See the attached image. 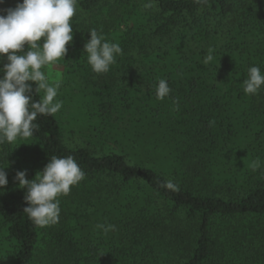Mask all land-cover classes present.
I'll list each match as a JSON object with an SVG mask.
<instances>
[{
  "label": "trees",
  "instance_id": "trees-1",
  "mask_svg": "<svg viewBox=\"0 0 264 264\" xmlns=\"http://www.w3.org/2000/svg\"><path fill=\"white\" fill-rule=\"evenodd\" d=\"M22 2L4 0L0 9ZM147 2L78 0L73 40L55 63L81 91H66L65 100L77 99L90 130L131 146L134 161L126 150L70 147L57 113L38 115L32 137L0 144L9 181L0 192V264H264V86L243 91L251 66L264 73V0ZM92 29L123 50L106 74L87 62ZM209 48L215 58L206 65ZM162 78L172 91L158 100ZM68 155L85 178L59 197V222L38 227L23 211L16 173L32 180L52 156ZM167 171L178 174L179 191L160 186ZM94 201L82 224L81 210ZM98 224L115 229L105 234Z\"/></svg>",
  "mask_w": 264,
  "mask_h": 264
},
{
  "label": "clouds",
  "instance_id": "clouds-1",
  "mask_svg": "<svg viewBox=\"0 0 264 264\" xmlns=\"http://www.w3.org/2000/svg\"><path fill=\"white\" fill-rule=\"evenodd\" d=\"M195 2L206 4L207 0ZM77 3L78 0H23L15 7L0 9V60L7 54L8 61L0 68L3 73L0 78V144L32 137L39 127L34 123L38 115H55L62 108L63 102L57 99L59 84H51L50 77L42 69L54 65L67 54L66 45L73 40L71 20L76 14ZM143 7L153 8V0H148ZM89 32L90 40L84 45L87 62L93 72L107 73L123 50L119 43L106 40L96 29ZM214 52L213 48L207 50L204 64L214 60ZM262 86L264 73L260 67L251 66L243 81L244 93L257 94ZM171 91L168 81L159 79L156 98L163 100ZM33 92H43V95L35 100ZM259 166L258 160L253 162L254 168ZM5 169L0 167V192L9 183ZM26 176L27 170L17 171L14 178L19 187L26 189L28 206L23 211L34 225L45 227L59 222V197L68 195L71 187L85 178V172L71 155L52 156L34 179L29 180ZM160 186L179 191V186L170 179L162 181ZM97 228L106 234L115 226L98 224Z\"/></svg>",
  "mask_w": 264,
  "mask_h": 264
},
{
  "label": "rangeland",
  "instance_id": "rangeland-1",
  "mask_svg": "<svg viewBox=\"0 0 264 264\" xmlns=\"http://www.w3.org/2000/svg\"><path fill=\"white\" fill-rule=\"evenodd\" d=\"M43 71L46 72V74L50 77V83L55 85L62 83L61 90H64L63 94H58L57 99L61 100L63 102L62 108L57 112V114L60 116V118L63 121L64 124V141L70 146V147H76V146H88L90 150L95 154H108V153H124L128 154V158L130 162L134 161V158L136 157L133 154V149H130L131 146L125 145V142L123 143L121 140L117 139L115 134L114 137L112 135H109L108 133L101 134L100 131L94 130L93 125H91V130L88 127L89 122H87V118L84 119L83 115H80L79 112L75 109V104L77 106V99L74 100L73 95L78 94L81 92L80 90H71L72 89V83L69 81H65V70L64 67L58 64H54L51 66H48ZM106 74V73H105ZM119 77V76H118ZM82 80V79H81ZM117 83H119L121 80L117 79ZM82 82V81H81ZM121 83V82H120ZM68 92H72L70 94L69 100L66 98V94ZM64 95V97H63ZM72 97V98H71ZM74 100V102H73ZM94 105H99V102L97 100H93ZM99 133L101 135H99ZM121 141V142H120ZM137 145V143H135ZM133 144V146L135 145ZM134 155V157H133ZM145 155V154H143ZM144 160H145V156ZM149 157V154H147V158ZM164 171V170H162ZM166 175H168L169 179L176 180L178 179V174H175L173 171L166 172ZM137 194V190L135 191ZM135 197V196H134ZM113 200V199H112ZM98 203H91L87 205V207L82 212L81 210V221L84 222L82 224H86L88 219V216H91L96 210ZM103 207L105 208L107 204L105 202L102 203ZM110 207L109 205L107 208ZM160 207L163 209V211L166 213L168 211V207L162 204L160 201ZM83 213V214H82ZM111 213V212H110ZM162 213V212H161ZM168 212L166 215H163L168 217ZM171 220V218H168ZM178 223V220L175 221ZM161 263L163 264V260L161 258Z\"/></svg>",
  "mask_w": 264,
  "mask_h": 264
}]
</instances>
